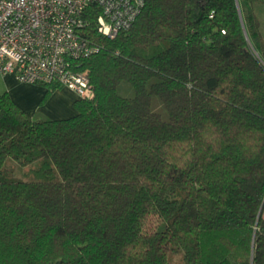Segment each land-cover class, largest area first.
Returning <instances> with one entry per match:
<instances>
[{
    "label": "trees",
    "instance_id": "trees-1",
    "mask_svg": "<svg viewBox=\"0 0 264 264\" xmlns=\"http://www.w3.org/2000/svg\"><path fill=\"white\" fill-rule=\"evenodd\" d=\"M263 4L145 0L114 37L89 15L72 116L0 92V264H264Z\"/></svg>",
    "mask_w": 264,
    "mask_h": 264
},
{
    "label": "built area",
    "instance_id": "built-area-1",
    "mask_svg": "<svg viewBox=\"0 0 264 264\" xmlns=\"http://www.w3.org/2000/svg\"><path fill=\"white\" fill-rule=\"evenodd\" d=\"M145 0H0V72L18 81L57 82L80 98L94 95L89 69L80 59L99 47L81 32L114 37L128 28Z\"/></svg>",
    "mask_w": 264,
    "mask_h": 264
},
{
    "label": "crops",
    "instance_id": "crops-1",
    "mask_svg": "<svg viewBox=\"0 0 264 264\" xmlns=\"http://www.w3.org/2000/svg\"><path fill=\"white\" fill-rule=\"evenodd\" d=\"M46 90L47 87L43 84L21 83L13 74H2L0 78V92L8 91L13 100L30 114L65 118L77 113L74 102L79 97L73 89L67 86L57 87L50 99L43 103L41 100Z\"/></svg>",
    "mask_w": 264,
    "mask_h": 264
},
{
    "label": "rangeland",
    "instance_id": "rangeland-1",
    "mask_svg": "<svg viewBox=\"0 0 264 264\" xmlns=\"http://www.w3.org/2000/svg\"><path fill=\"white\" fill-rule=\"evenodd\" d=\"M257 10H258V12L260 14V17H261L262 30L264 32V4L258 6V9ZM9 74H13L15 76L14 73H7L6 75H9ZM1 75H2V73L0 72V78H1ZM21 83H24V82H21ZM33 84L42 85L41 83H33ZM63 86H65V85H63ZM63 86H61V87H63ZM118 91L121 94L127 95V96H130V95H133L134 94V88L127 81H122L119 84ZM52 93L49 95V97L46 100L43 101V98H42L41 102L45 103L46 101H48L50 99ZM153 105H154V108L157 111H159L160 113H162L164 116L167 115V110L164 107L162 101L158 97H155L154 98ZM40 163H41V159H37V160L31 162L30 164L21 165L14 158L10 157V158H8V160L6 162V167L8 169L9 176H15V177H19V178H22V179H35L34 175L33 174H31V175L28 174L27 171L30 168H37V167H39ZM172 261L181 264L182 263L181 254H179V255H173Z\"/></svg>",
    "mask_w": 264,
    "mask_h": 264
},
{
    "label": "water",
    "instance_id": "water-1",
    "mask_svg": "<svg viewBox=\"0 0 264 264\" xmlns=\"http://www.w3.org/2000/svg\"><path fill=\"white\" fill-rule=\"evenodd\" d=\"M263 204H264V202H263ZM262 208H263V205H262V207H261V210H262Z\"/></svg>",
    "mask_w": 264,
    "mask_h": 264
}]
</instances>
